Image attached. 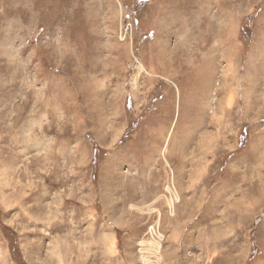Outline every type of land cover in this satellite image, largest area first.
I'll return each mask as SVG.
<instances>
[{"label":"rangeland","instance_id":"rangeland-1","mask_svg":"<svg viewBox=\"0 0 264 264\" xmlns=\"http://www.w3.org/2000/svg\"><path fill=\"white\" fill-rule=\"evenodd\" d=\"M0 68V264H264V0H0Z\"/></svg>","mask_w":264,"mask_h":264},{"label":"snow or ice","instance_id":"snow-or-ice-1","mask_svg":"<svg viewBox=\"0 0 264 264\" xmlns=\"http://www.w3.org/2000/svg\"><path fill=\"white\" fill-rule=\"evenodd\" d=\"M65 4L70 6V0H65ZM0 71H3V69L0 68ZM261 151L264 152V148H262ZM161 231L164 232L165 230H161ZM163 238L164 237L162 236L161 239H163ZM113 264H115V262H113Z\"/></svg>","mask_w":264,"mask_h":264},{"label":"trees","instance_id":"trees-1","mask_svg":"<svg viewBox=\"0 0 264 264\" xmlns=\"http://www.w3.org/2000/svg\"><path fill=\"white\" fill-rule=\"evenodd\" d=\"M243 30L246 31V25L243 26ZM244 32V31H243ZM245 36V35H244ZM100 152V149H97V151L95 152V156H94V161H97V157H98V153Z\"/></svg>","mask_w":264,"mask_h":264}]
</instances>
